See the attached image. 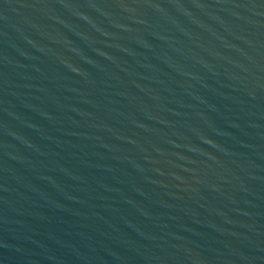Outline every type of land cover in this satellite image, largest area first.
I'll use <instances>...</instances> for the list:
<instances>
[{"label":"water","instance_id":"obj_1","mask_svg":"<svg viewBox=\"0 0 264 264\" xmlns=\"http://www.w3.org/2000/svg\"><path fill=\"white\" fill-rule=\"evenodd\" d=\"M0 264H264V0H0Z\"/></svg>","mask_w":264,"mask_h":264}]
</instances>
